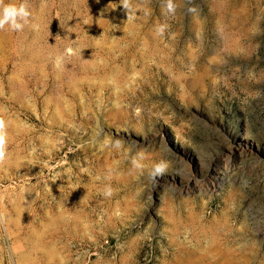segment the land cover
<instances>
[{
  "label": "rangeland",
  "instance_id": "374dc122",
  "mask_svg": "<svg viewBox=\"0 0 264 264\" xmlns=\"http://www.w3.org/2000/svg\"><path fill=\"white\" fill-rule=\"evenodd\" d=\"M4 3L0 264H264V0Z\"/></svg>",
  "mask_w": 264,
  "mask_h": 264
},
{
  "label": "clouds",
  "instance_id": "9594fccd",
  "mask_svg": "<svg viewBox=\"0 0 264 264\" xmlns=\"http://www.w3.org/2000/svg\"><path fill=\"white\" fill-rule=\"evenodd\" d=\"M124 6L127 7V0H124ZM167 9L169 11L174 10L172 0H167ZM30 13L27 9L26 4L20 3L19 5L15 3L5 4L4 0H0V29H3L5 25L10 26L11 30L19 31L22 30L24 24L27 22ZM58 66V65H57ZM0 126H2V121H0ZM4 138L0 134V159H3ZM162 165H157V169L160 170Z\"/></svg>",
  "mask_w": 264,
  "mask_h": 264
}]
</instances>
